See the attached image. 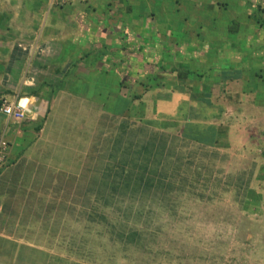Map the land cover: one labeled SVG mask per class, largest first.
I'll return each mask as SVG.
<instances>
[{
    "label": "rangeland",
    "instance_id": "1",
    "mask_svg": "<svg viewBox=\"0 0 264 264\" xmlns=\"http://www.w3.org/2000/svg\"><path fill=\"white\" fill-rule=\"evenodd\" d=\"M144 2L137 0L133 13L144 12ZM222 3L227 8L217 7ZM103 4L99 8H107ZM163 4L164 11L149 3L148 10L163 15L151 18L153 25L150 22L135 33L136 45L142 52L149 51L157 46L159 36V46L167 50L172 31L179 45H189L188 36L196 37V56L191 48L189 54L182 51V63L167 64L164 57H153L150 60L155 64L150 62L146 70L137 71V91L130 97L137 99L138 121L130 128L119 131L110 123L94 128L96 121L76 111L75 100L54 106L52 120L37 146L45 149L46 155L38 159L47 170L54 169L51 187L57 190L38 192L41 202L51 206L39 210V221L9 224L10 243H20L16 237L23 235L30 240L26 242L50 253L45 252L49 258L54 255L67 264H264V119H260L264 105H254L249 94L256 83L264 88V0H165ZM177 25L179 35L173 32ZM145 35L152 38V44H146ZM213 40L235 45L229 51H239V63L232 64L233 58L225 51L217 63L211 62L208 52ZM182 70L188 74H181ZM241 70L250 89L242 113L250 137L260 143L249 150L250 159L258 160L252 163L259 164L255 184L261 192L259 199L249 200V214L248 210L236 212L227 202L228 194L215 197L196 192V156L190 148L181 150L174 145L172 150L157 142L158 135L176 138L177 114H185L179 131L194 135L196 111H186V107L189 100L196 103V85L203 97V91L207 93L213 85L209 75L236 76ZM174 92L183 95L177 108L186 112L165 111L174 106L172 100L170 104L163 100L173 98ZM147 106V120H139ZM141 129L146 132L141 134ZM118 224L126 233L146 235L145 248L138 235L126 242L127 235L118 234ZM0 232H5L1 226ZM10 247L0 241L1 251L8 248L4 259L11 255ZM24 249L19 244L13 256ZM50 260L45 257L46 264H55Z\"/></svg>",
    "mask_w": 264,
    "mask_h": 264
},
{
    "label": "crops",
    "instance_id": "2",
    "mask_svg": "<svg viewBox=\"0 0 264 264\" xmlns=\"http://www.w3.org/2000/svg\"><path fill=\"white\" fill-rule=\"evenodd\" d=\"M163 1L145 0L144 12L135 14L133 6L137 0H0V101H20L26 108L25 117L19 123L5 126V119L0 117V136L3 135L9 145L7 166L0 169V226L5 230L0 232V241L10 245L12 252L19 244L25 248L15 257L10 251L7 259H4V251L8 248L0 250V264H34L36 261L42 264V255L43 264H46L45 257L51 258L52 262L56 257L49 258L50 253L26 242L29 238L23 235H17L18 245L10 243L13 237L8 234L9 224H33L40 217L39 210L51 207L41 202L38 192L57 190L51 187L52 182L55 183L54 169L48 171L38 159L46 152L37 144L52 120L54 106H63L64 100H75L76 111L90 114L96 121L94 128H103L109 123L119 131L130 128L138 121L137 99L130 97H135L137 91V71L146 70L153 57H164L167 64L182 63L181 59L185 58L182 51L189 54L191 48L196 56V37L188 36L189 45L186 42L179 45L181 41L173 37L172 31L166 42L167 50L159 46V36L157 46L149 51L142 52L136 45L135 33L144 25L152 24L151 18L163 15V12L148 10L149 3L164 11ZM102 3L108 5L107 8H99ZM212 3H209L210 7ZM227 6L226 3L217 5L219 8ZM143 15L145 19L141 21ZM176 28L173 32L179 35V26ZM145 38L146 44L149 41L152 44V38L147 35ZM210 46L211 62L217 63L225 51L233 58L232 64L239 63V51H229L235 48L232 43L213 40ZM243 74L244 70L236 76L218 78L215 74L209 75V80L213 81L211 89L207 87V93L203 91L205 95L201 97L199 84L196 85V103L189 100L187 110L177 108L183 97L180 92L172 93L174 99L163 100L168 104L173 102L174 107L165 110L167 114L195 110L192 122L196 131L194 135H183L179 130L185 114H177L176 138L158 135L157 141L161 147L172 150L174 145L181 150L190 148L191 154L196 156V192L211 193L215 197L228 194L230 201L227 202L240 213L248 210L249 200L252 197L259 199L261 193L255 184L259 164L252 163L258 160L250 159L252 155L249 154L250 148L260 146V143L250 137L242 113L246 108L245 97L250 92L248 78ZM255 88L249 94L254 105L263 106L264 88H259L257 83ZM143 111L139 120L146 121L149 106ZM233 112L235 116L230 115ZM140 131L141 134L146 132ZM148 132L152 133L150 129ZM70 178L69 184L72 174ZM60 182L65 184L63 180ZM250 212L248 210L247 214ZM32 250L36 253L31 254Z\"/></svg>",
    "mask_w": 264,
    "mask_h": 264
},
{
    "label": "built area",
    "instance_id": "3",
    "mask_svg": "<svg viewBox=\"0 0 264 264\" xmlns=\"http://www.w3.org/2000/svg\"><path fill=\"white\" fill-rule=\"evenodd\" d=\"M25 106L21 105L20 101L17 103H10L3 99L0 101V117L5 119V126L9 123H19L25 117ZM8 143L4 139V136H0V169L7 166L6 151L8 149Z\"/></svg>",
    "mask_w": 264,
    "mask_h": 264
},
{
    "label": "trees",
    "instance_id": "4",
    "mask_svg": "<svg viewBox=\"0 0 264 264\" xmlns=\"http://www.w3.org/2000/svg\"><path fill=\"white\" fill-rule=\"evenodd\" d=\"M182 72H183V74L185 73V74H188V71H186V70H182ZM124 228V229H123ZM125 230H126V228L125 227H123L121 224H118V234L120 235L121 234V236L122 235H127L126 236V242H130V241H132V237L133 236H135V235H138V236H141V238H140V240H141V248H142V250L145 248V246H144V241H146V238L147 237H145L146 235H142L141 233H139V232H137V231H131V230H128L127 232L128 233H126L125 232ZM143 236L145 237V238H143ZM54 262H55V264H67V262L65 261V260H63L62 258H60V257H55V259H54Z\"/></svg>",
    "mask_w": 264,
    "mask_h": 264
}]
</instances>
